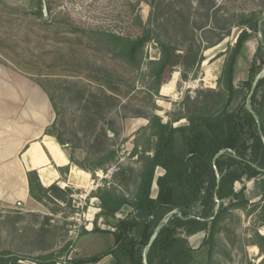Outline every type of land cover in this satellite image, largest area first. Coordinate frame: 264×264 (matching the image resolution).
Returning <instances> with one entry per match:
<instances>
[{
  "label": "rangeland",
  "instance_id": "1",
  "mask_svg": "<svg viewBox=\"0 0 264 264\" xmlns=\"http://www.w3.org/2000/svg\"><path fill=\"white\" fill-rule=\"evenodd\" d=\"M37 6H46L47 20ZM252 13L264 16V0H0V100L9 96L14 101L11 106L7 101L0 105V168L7 165L0 169V251L28 258L53 254L58 264H65L108 250L113 245L110 235L83 234L93 229V223L112 230L96 218L100 212L93 197L96 190L112 185L132 196L134 180L128 189L121 188L112 174L124 168L138 175L141 164L131 152L135 137L147 124L144 117L155 114L166 123L183 117L189 106L203 103L205 97L199 92L216 89L239 32V18ZM139 21L153 30L154 40L145 46L140 66L133 67L113 56L101 33L136 37L141 33ZM259 36L237 58L235 84L247 79ZM157 41L180 51L195 43L205 60L196 77L190 74L187 81L174 69L164 82L170 84L152 97L155 83L147 64L159 57ZM45 97L52 105L46 107ZM46 123L66 140L58 146L73 163L66 173L57 171L58 180H39L44 188L52 183L70 193L65 201L53 199L44 205L20 201L17 170L8 163L19 157L29 128L35 133ZM184 124L182 119L174 125ZM109 150H115L117 157L106 172L88 174L76 166L91 168ZM161 173L156 171L157 176ZM242 186L249 203L258 202L253 182L243 180L234 188L238 191ZM151 194H156L155 185ZM250 209L229 211L220 223L211 258L203 247L194 264H264V252L253 249L256 234L264 238V226ZM127 212L123 209L116 218ZM64 248L68 255L60 256ZM111 260L104 258L100 264Z\"/></svg>",
  "mask_w": 264,
  "mask_h": 264
},
{
  "label": "trees",
  "instance_id": "2",
  "mask_svg": "<svg viewBox=\"0 0 264 264\" xmlns=\"http://www.w3.org/2000/svg\"><path fill=\"white\" fill-rule=\"evenodd\" d=\"M37 11L43 16L42 6H37ZM262 16L261 13H252L239 18V32L216 81V89L199 92V96L205 97L203 103L189 106L183 117L166 123L155 114L144 117L147 124L135 137L131 152L141 164L138 175L124 168L112 174L114 183L121 188L128 189L130 181L134 180L132 196L117 191L112 185L98 188L93 196L99 201L100 212L96 218H101L112 230H101L93 223L89 233L108 234L113 245L103 253L72 259L65 264H97L105 257L112 259L110 264H142L143 249L160 224L162 227L157 238L147 251V264H194L196 254L203 247H207V259L211 258L220 223L229 211L251 207L249 213L257 212L264 226V172L257 170H264V76L250 99V107L260 123L259 130L245 106L252 81L264 68V21L258 31ZM137 26L141 33L136 37L101 33L113 56L133 67L140 66L145 46L154 40L151 28L143 26L141 21ZM257 34L261 35L263 44L257 41L247 79L235 84L237 58ZM221 41L222 38L207 44L203 50ZM156 43L159 57L147 64L155 83L152 97L159 96L160 88L165 86V79L174 69L179 70L182 81H187L190 74L192 78L196 77L205 60L202 51L194 48L195 43L181 51L164 41ZM189 100L187 96L185 101ZM50 103L52 105L51 100ZM182 119L186 124L174 125ZM44 134L53 137L59 146L67 143L50 128L45 129ZM219 153L213 164V158ZM116 157L117 152L109 150L91 168L76 166L88 174L98 170L106 172L115 164ZM67 159L73 163L72 158ZM67 170L68 167L57 169L59 173ZM157 170L162 172L158 176ZM38 175L35 170L26 172L28 194L33 201L43 205L53 199L65 201L70 193L68 188L63 190L55 184L44 188ZM217 175L219 186L215 192ZM243 180L253 182L258 202L249 203L244 196L245 186L235 190L234 185ZM153 185L156 186L155 196L151 194ZM123 209L128 212L122 218H116ZM87 233L83 231V234ZM198 233L205 236L195 250L190 247L188 238ZM256 237L254 246L264 252L263 236L256 234ZM59 255H68L66 248ZM56 257L48 254L28 258L4 250L0 251V264H58Z\"/></svg>",
  "mask_w": 264,
  "mask_h": 264
},
{
  "label": "crops",
  "instance_id": "3",
  "mask_svg": "<svg viewBox=\"0 0 264 264\" xmlns=\"http://www.w3.org/2000/svg\"><path fill=\"white\" fill-rule=\"evenodd\" d=\"M253 39H251L248 43V46L252 45L251 43ZM253 47V45H252ZM254 50V49H253ZM5 93H3L4 95ZM47 104L46 107H48L47 105L50 104L49 102V98L45 97ZM7 101V102H6ZM1 102L4 104L5 102L7 103V106H11V103H14V101H11L9 96H8V100H0V105ZM45 106V104H44ZM49 123H46L44 125H42V129H39L38 132L32 133L31 128H29V134L26 138L29 137L28 141H26L23 145V149L21 152H19V157L16 159H12V162L8 163L10 167H12V170L16 171V176L19 178V182H20V189H22L21 195L20 196H16V199L22 201V200H31L33 201L28 194V188H27V181H26V172L29 171H38L39 175V179L41 181H48L50 182L51 178L57 179L58 180V172L57 170H55V168L57 169H62L65 168L69 165V161L67 159V157L65 156L63 150H61L58 146V144L56 143L55 139L53 137L47 136L44 134V131L46 128H48ZM52 149H55L56 151H58L59 153H61L60 159H57L52 151ZM4 155V153L2 154ZM6 156H3L2 159H5ZM8 159H6L7 161ZM4 161V160H3ZM5 166V167H4ZM7 167V165H3V168L0 169H5ZM11 176V175H10ZM21 176V177H20ZM44 179V180H43ZM14 180V177H10V181L12 182ZM40 181V183H41ZM41 185H43L41 183ZM63 185L65 186V184L63 183ZM4 196V195H3ZM90 233L88 232L85 235H89ZM205 234L204 233H198L195 234L191 237L188 238V242L189 245L192 249H197L200 247L203 238H204ZM255 247V246H254ZM85 256V257H89ZM109 259L110 257H105V259ZM103 259L97 263L100 264L102 263ZM111 262V261H110ZM20 264H34L32 262H20ZM110 264V263H109Z\"/></svg>",
  "mask_w": 264,
  "mask_h": 264
},
{
  "label": "water",
  "instance_id": "4",
  "mask_svg": "<svg viewBox=\"0 0 264 264\" xmlns=\"http://www.w3.org/2000/svg\"><path fill=\"white\" fill-rule=\"evenodd\" d=\"M42 13H43V19L44 20H47L48 16H47V10H46V6H42ZM264 21V16H262V18L258 21V31L260 30L261 28V24L262 22ZM258 41H259V44H263L262 43V39H261V36L258 37ZM264 76V68L262 70H260L257 75L254 77L253 81H252V84L250 86V89H249V92L247 94V97H246V100H245V106H246V109L247 111L254 117V120L256 122V126L258 128V130L260 129V123H259V120H258V117L257 115L254 113V111L252 110V108L250 107V99L254 93V91L256 90V86L259 82V80ZM221 153L217 154L213 160H212V163L214 164L215 163V160L216 158L220 155ZM258 171H261V172H264V170H260V169H257ZM43 186V185H42ZM219 186V176L217 175V180H216V188H215V192L217 190ZM44 187V186H43ZM216 202L217 199H216ZM212 219V218H211ZM162 227V224H160L157 229L153 232V234L151 235V237L149 238L146 246L144 247L143 249V252H142V264H147V251L148 249L151 247V245L153 244V242L155 241V239L157 238V235L159 233V230L161 229Z\"/></svg>",
  "mask_w": 264,
  "mask_h": 264
},
{
  "label": "bare ground",
  "instance_id": "5",
  "mask_svg": "<svg viewBox=\"0 0 264 264\" xmlns=\"http://www.w3.org/2000/svg\"><path fill=\"white\" fill-rule=\"evenodd\" d=\"M169 84H170V83H169ZM169 84H168V85H169ZM168 85L163 86V87L161 88V90H165L166 87H167ZM51 151H52L53 155H54L57 159H60L61 153H59L58 151H56L55 149H52V148H51ZM43 182H44V181H43ZM50 184H52V183H50ZM50 184H48V185H50ZM262 235H264V233H262ZM253 249L257 250V247H253Z\"/></svg>",
  "mask_w": 264,
  "mask_h": 264
}]
</instances>
